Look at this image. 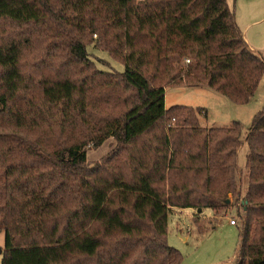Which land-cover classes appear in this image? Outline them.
Masks as SVG:
<instances>
[{
	"label": "trees",
	"instance_id": "obj_1",
	"mask_svg": "<svg viewBox=\"0 0 264 264\" xmlns=\"http://www.w3.org/2000/svg\"><path fill=\"white\" fill-rule=\"evenodd\" d=\"M234 19L226 0H0V20L53 21L56 34L65 25L98 37L124 66L115 85L134 96L109 121L90 104L109 74L89 62L82 38H66L68 62H42L30 74L25 40L0 34V132L40 130L23 126L28 113L38 117L30 123L36 127L59 116L39 141L0 135V264H180L166 242L171 211L216 212L229 194L242 211L231 264H264V107L242 137L238 124L200 127L203 109L164 105V89L177 85L248 103L264 60ZM109 137L119 152L103 167H86L85 147Z\"/></svg>",
	"mask_w": 264,
	"mask_h": 264
},
{
	"label": "rangeland",
	"instance_id": "obj_2",
	"mask_svg": "<svg viewBox=\"0 0 264 264\" xmlns=\"http://www.w3.org/2000/svg\"><path fill=\"white\" fill-rule=\"evenodd\" d=\"M228 8L233 12L236 26L240 30L242 37L248 48L257 56L264 60V0H226ZM56 22L47 21L44 24H31L19 26L11 21L0 20V34L3 37L17 38L25 40L27 49L24 58L25 69L31 74L36 65L42 62H68L65 55L64 44L67 40L81 39L85 45V52L89 62L100 72L109 75L101 79L109 82L108 87L93 89L91 102L99 108L98 115L105 116L111 121L120 113L125 112L134 99L133 91L116 84L112 77L124 71L121 60L112 58L108 52L104 51L95 35L82 33L72 27L59 25L62 32L56 34L51 32ZM69 35V36H68ZM189 59H184L182 65L189 64ZM149 77L150 69L144 70ZM105 97L109 100L105 101ZM164 105L166 109L173 106H185L196 109H203L205 116H200L198 124L203 128H231L238 124L242 137L245 136L248 128L252 124L254 117L264 107V72L260 78L257 89L246 104H235L215 90L206 86L190 87L186 85L169 86L164 89ZM202 113V114H203ZM204 115V114H203ZM23 125L27 128H39L32 133L28 129H3L0 135L10 136L17 133V137L27 136L31 140H42L41 136L46 133H53L55 127H51L58 122L59 116L56 114L50 121L46 117V123L38 127L31 125V122L38 120L33 113H28ZM50 121V123H49ZM167 123L165 130L169 127ZM27 131V132H25ZM153 134L147 136L151 138ZM148 138V139H149ZM53 139V136L50 137ZM146 141H140L138 148H141ZM122 151V155L129 153ZM119 152L118 145L113 137H109L104 142L93 148L90 145L84 149L86 167H103V163ZM248 152L243 143L238 151L237 166L239 170L241 189H245L244 164ZM241 172V173H240ZM228 201V203H225ZM242 211L233 204V199L229 194L216 212L211 210H179L173 209L167 219V245L175 249L181 256L180 264H231L239 248V225L237 214ZM197 222H194V219ZM229 220L235 222L234 226L229 224ZM4 247V234L0 233V261Z\"/></svg>",
	"mask_w": 264,
	"mask_h": 264
},
{
	"label": "built area",
	"instance_id": "obj_3",
	"mask_svg": "<svg viewBox=\"0 0 264 264\" xmlns=\"http://www.w3.org/2000/svg\"><path fill=\"white\" fill-rule=\"evenodd\" d=\"M229 224H230L231 226H234V225H235V222H234L233 220H229Z\"/></svg>",
	"mask_w": 264,
	"mask_h": 264
},
{
	"label": "water",
	"instance_id": "obj_4",
	"mask_svg": "<svg viewBox=\"0 0 264 264\" xmlns=\"http://www.w3.org/2000/svg\"><path fill=\"white\" fill-rule=\"evenodd\" d=\"M225 203H228V201H225ZM198 213L200 212V210L197 211Z\"/></svg>",
	"mask_w": 264,
	"mask_h": 264
}]
</instances>
